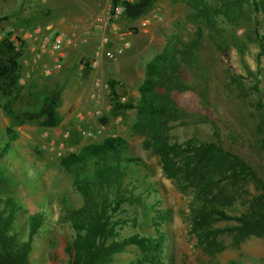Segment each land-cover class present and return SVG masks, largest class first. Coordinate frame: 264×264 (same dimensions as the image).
Segmentation results:
<instances>
[{
	"label": "rangeland",
	"instance_id": "rangeland-1",
	"mask_svg": "<svg viewBox=\"0 0 264 264\" xmlns=\"http://www.w3.org/2000/svg\"><path fill=\"white\" fill-rule=\"evenodd\" d=\"M254 1L238 0L239 9L229 20L223 7L225 0H205L214 16L210 26L191 18L192 11L184 0H153L149 11L132 24L120 17L116 22L120 28H93L98 32L90 51L95 58L103 56L97 61L96 79L88 82V75L83 74L90 69L89 57L83 55L78 61L79 75H71V90L55 110L58 125L43 128L37 124L14 127L12 117L1 105L7 104L13 114L38 110L44 97L60 86L58 79L65 68L62 58L67 50H71L69 59H73L69 70L77 67V45L36 59L31 48L61 34L26 37L33 24L18 17V0H0V18H5L0 22V39L9 35L21 52L17 94L0 99V145L7 127L16 134L10 150L0 159V211L7 200L15 204L10 233L18 242L27 237L29 217L41 216L30 245V264H65L67 260L63 249L72 233L64 220L65 211L78 209L80 198L70 176L59 169V158L109 136L126 141L127 153L121 157L138 161L122 165L124 177L119 191L125 197L132 196V202L120 206V217L126 223L118 232L119 238L138 234L156 239L161 235V264H264V236H238L228 231L237 225L235 221L214 220L212 214L203 215L198 210L207 202L214 209L237 216L256 196L253 183L242 177L230 180L211 150L203 156L212 163L204 177L209 191L203 197L198 194L196 179L184 166L195 164L193 153L169 155L164 170L159 156L143 147L144 136L130 132L135 109L118 111L113 106L114 102L136 103V86L143 80L145 63L171 38L178 41V47L196 40L192 58L182 66L185 89L171 94L182 117L168 123L164 138L180 146L185 142L194 147L215 145L223 154L250 165L264 182V150L259 145L264 143V115L258 105H264V14L252 8ZM114 33L121 41H113ZM107 51L111 59L103 55ZM95 110L99 115L85 116ZM140 257L136 247L128 246L114 255L110 264Z\"/></svg>",
	"mask_w": 264,
	"mask_h": 264
},
{
	"label": "trees",
	"instance_id": "trees-1",
	"mask_svg": "<svg viewBox=\"0 0 264 264\" xmlns=\"http://www.w3.org/2000/svg\"><path fill=\"white\" fill-rule=\"evenodd\" d=\"M184 2L192 11L190 14L192 19L213 25L212 9L205 0H184ZM117 3L118 0L110 1L111 6ZM152 3L153 0L122 2L124 6L122 18L129 22L135 21L149 11ZM239 5L238 0H225L223 7L227 19H234L233 15L239 9ZM252 8L264 14V0H255L252 2ZM4 20L5 18H0V22ZM195 45L196 40H190L188 45L178 47L180 46L178 41L171 38L160 52L145 63L143 80L137 86L139 98L136 103L133 105L114 102L113 106L118 111L135 109L136 115L130 126V132L144 136L146 140L143 147L151 149L159 156L164 170L169 165L171 159L169 155L179 157L182 154L193 153L197 158V161L194 160L195 164L189 166L186 163L184 166L187 173L196 179L197 186H200L198 194L203 197L209 191L204 177H207V172L212 167V163L208 164L203 156L211 150L223 164V171L228 172L227 177L230 180L235 181L242 177L252 182L256 196H252L246 206L241 204L243 212L239 215H228L214 209L207 202L198 210L203 215L212 214L214 220L235 221L237 225L230 226L228 231L235 232L238 236H264V182L250 165L228 153L223 154L219 147L212 144L194 147L191 142H185L180 146L167 143L164 138L168 123L182 117L171 94L185 89L182 81V66L189 63ZM20 57L21 52L15 49L9 35L1 37L0 99L13 98L17 94L21 71ZM109 88L115 98L111 84ZM59 104L60 94L58 89H55L44 97L36 111L13 114L7 104H2L1 108L12 117L11 124L14 127L37 124L43 128H53L58 125L55 110ZM258 105L264 115V105L261 103ZM4 133L5 141L0 145V159L10 150L11 142L16 139V134L10 127H7ZM259 145L264 150V143L259 142ZM126 153V141L118 136H109L100 143L84 145L77 152L59 158V169L70 176L71 186L80 198L78 209L65 211L64 220L72 233L70 242L63 249L67 257L65 264H110L113 256L123 252L128 246L136 247L141 257L123 264H161L158 254V248L163 241L161 235L156 239L144 238L138 234L123 238H119L118 235L119 230L126 223L124 218L120 217L123 212L120 211V206L126 201L132 202V196L125 197L119 191L120 182L124 177L123 167L138 162L133 158L121 157ZM15 215V204L7 200L0 211V264H30L28 259L30 245L42 219L39 214L30 216L27 237L24 241L18 242L10 233ZM229 264L239 263L231 261Z\"/></svg>",
	"mask_w": 264,
	"mask_h": 264
},
{
	"label": "crops",
	"instance_id": "crops-1",
	"mask_svg": "<svg viewBox=\"0 0 264 264\" xmlns=\"http://www.w3.org/2000/svg\"><path fill=\"white\" fill-rule=\"evenodd\" d=\"M110 1L111 0H18L16 11L19 18H22L25 22L33 24L32 31L37 30L36 28L40 29L38 32V34H40H37L38 36H36L38 38L46 37L45 35L52 33H60L67 38L74 39L77 45L76 49H78V55L76 56L78 59L77 62L83 55L89 57V72L87 73L86 70L85 72L83 71V74L88 75V82H91L96 79L97 61L100 57H103L102 55H99L95 58V56H93L94 53H91L90 51L91 48L94 49L92 38L95 37L98 32L93 28H111L113 30L114 28L121 27L120 24L116 23L118 20L107 24L96 22L98 18H105L110 7ZM129 23L132 24V21ZM116 39L121 41L119 36L114 33L113 41H116ZM83 48L86 49V52H84L85 49ZM81 49H83L84 53L82 51L81 53L79 52ZM31 50H34L35 53L41 52L40 56H52L48 50L41 48L39 43L31 48ZM67 51L63 54L64 56L62 58L63 65L65 64L63 73H61L62 78L58 79V81H61L58 89L60 101L62 103L63 98H66L71 90V75L76 73L78 76L81 70V62L77 63V67L74 70H69L68 67H70V61L73 59H69L71 56L69 51L71 50ZM93 51L94 50H92V52ZM141 75H143V71L141 72ZM140 83L141 82H139L137 86ZM76 87L79 88L78 85ZM79 92L80 90L77 89V93ZM133 95L135 97V94Z\"/></svg>",
	"mask_w": 264,
	"mask_h": 264
},
{
	"label": "built area",
	"instance_id": "built-area-1",
	"mask_svg": "<svg viewBox=\"0 0 264 264\" xmlns=\"http://www.w3.org/2000/svg\"><path fill=\"white\" fill-rule=\"evenodd\" d=\"M132 0H118V3L115 5H110L109 10L107 11V14L105 16L104 19L102 18H98L96 20L97 23L99 22H103V23H108V22H115L117 21L120 17H122L123 11H124V6L122 4V2H128L130 3ZM38 29L35 31H32L29 34H26V37L31 38L33 37V35H35V38L38 34ZM33 37V39H35ZM41 48L48 50L50 52V54H58L61 52L62 48L64 46H72L75 47L76 46V41L74 39H70V38H63L61 35L58 36H54L52 38V40L46 42L45 40L40 42ZM40 54L41 52L35 53V58L39 59L40 58ZM97 54V52L95 53ZM107 59H111L112 58V54L110 52H104L103 54ZM46 74H48V72H46ZM97 85V84H95ZM99 115V111L95 110V111H87L85 113L86 117H93V116H97Z\"/></svg>",
	"mask_w": 264,
	"mask_h": 264
}]
</instances>
